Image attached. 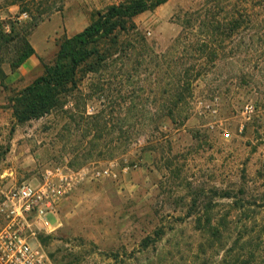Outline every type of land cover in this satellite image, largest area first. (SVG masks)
<instances>
[{"label":"rangeland","instance_id":"374dc122","mask_svg":"<svg viewBox=\"0 0 264 264\" xmlns=\"http://www.w3.org/2000/svg\"><path fill=\"white\" fill-rule=\"evenodd\" d=\"M125 1L0 0V91L26 87L67 33ZM133 21L61 109L9 123L0 186L59 163L138 166L81 186L50 218L53 264H264V0H168ZM25 40L39 65L11 77Z\"/></svg>","mask_w":264,"mask_h":264},{"label":"trees","instance_id":"16d2710c","mask_svg":"<svg viewBox=\"0 0 264 264\" xmlns=\"http://www.w3.org/2000/svg\"><path fill=\"white\" fill-rule=\"evenodd\" d=\"M166 2L168 0H127L98 11L81 32L66 37L59 44L54 62L44 65L40 76L9 98L8 107L16 123L23 124L61 109L65 97L77 89L83 76L94 72L110 56L106 44L115 41L119 33L136 30L133 21L136 16ZM242 18V14L232 16L233 30L242 27ZM20 49L22 53L11 63L13 70L35 54L26 40Z\"/></svg>","mask_w":264,"mask_h":264},{"label":"built area","instance_id":"2783aa9c","mask_svg":"<svg viewBox=\"0 0 264 264\" xmlns=\"http://www.w3.org/2000/svg\"><path fill=\"white\" fill-rule=\"evenodd\" d=\"M26 17V14L23 17ZM248 105L244 113L250 115ZM217 116V101L208 106ZM225 137L230 134L224 133ZM114 163L105 167L71 168L59 163L46 168L34 184L23 183L0 188V264H53L40 237L52 233L50 218L59 214L64 203L81 186L102 180L119 181L120 175L136 170V164H125L121 171Z\"/></svg>","mask_w":264,"mask_h":264},{"label":"crops","instance_id":"0c3cea01","mask_svg":"<svg viewBox=\"0 0 264 264\" xmlns=\"http://www.w3.org/2000/svg\"><path fill=\"white\" fill-rule=\"evenodd\" d=\"M71 26L75 25V22L71 21L70 23ZM77 32H73L72 34H68V37H71L73 35H75ZM71 35V36H70ZM39 65V58H38V52L37 50H35V54H33L32 56H30L16 71L13 75H11V77H14L15 75L19 74H30L34 69L37 68V66ZM17 79L13 78L12 81H16ZM19 87V88H18ZM18 89L21 90L24 87H21L19 85V83H16L13 85V89ZM17 90V91H18ZM9 104V99L7 97L6 91H0V145L3 143L2 140L6 138V133H7V128L9 126V123L15 124L16 121L13 117V111L10 107H8ZM15 145V144H14ZM16 150L13 147L9 153L12 154V152L14 153ZM26 150L24 149L23 153ZM19 154V153H18ZM4 163V161L2 159H0V166H2ZM1 188V186H0ZM5 188V186L3 187ZM65 204V203H64ZM64 206V205H63ZM63 208V207H62ZM52 218V217H51ZM53 218H56V216H53ZM0 227H1V221H0Z\"/></svg>","mask_w":264,"mask_h":264}]
</instances>
